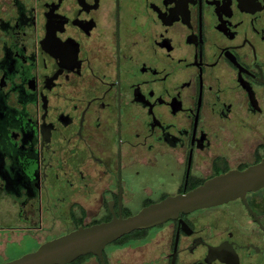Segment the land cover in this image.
<instances>
[{"label": "flooded vegetation", "instance_id": "obj_1", "mask_svg": "<svg viewBox=\"0 0 264 264\" xmlns=\"http://www.w3.org/2000/svg\"><path fill=\"white\" fill-rule=\"evenodd\" d=\"M264 160V0H0V264ZM69 264H264V186Z\"/></svg>", "mask_w": 264, "mask_h": 264}, {"label": "water", "instance_id": "obj_2", "mask_svg": "<svg viewBox=\"0 0 264 264\" xmlns=\"http://www.w3.org/2000/svg\"><path fill=\"white\" fill-rule=\"evenodd\" d=\"M263 186L264 160L242 171L217 175L185 194L146 206L135 215L114 217L108 222L79 227L4 264H69L87 254L96 255L102 260V251L107 245L131 232L157 226L180 214L243 198L247 192Z\"/></svg>", "mask_w": 264, "mask_h": 264}]
</instances>
